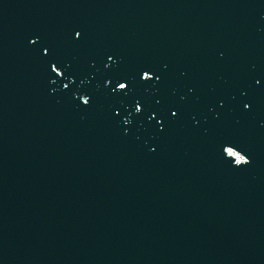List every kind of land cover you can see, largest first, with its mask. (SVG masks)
I'll return each instance as SVG.
<instances>
[{"label": "water", "instance_id": "95a60500", "mask_svg": "<svg viewBox=\"0 0 264 264\" xmlns=\"http://www.w3.org/2000/svg\"><path fill=\"white\" fill-rule=\"evenodd\" d=\"M0 264H264V0H0Z\"/></svg>", "mask_w": 264, "mask_h": 264}, {"label": "snow or ice", "instance_id": "6c2138e0", "mask_svg": "<svg viewBox=\"0 0 264 264\" xmlns=\"http://www.w3.org/2000/svg\"><path fill=\"white\" fill-rule=\"evenodd\" d=\"M75 35L77 37H79L80 36V33L79 32H76ZM108 60L111 61L112 60V57L109 56L108 57ZM53 71H57V69L54 67L53 68ZM57 74H59V72ZM151 77H152V72L150 70H142L141 71L140 78L142 80H147V79H150ZM107 82L108 81H105V83H107ZM116 88L121 89V90H125L127 88V82L125 80L121 79V81L116 84ZM80 99L82 101L87 102L89 100V97H87V96H81ZM244 107L247 108V107H249V105L248 104H245ZM142 109H143L142 103L141 102H136L135 103V110L137 112H140V111H142ZM173 115H175V113H173ZM241 159L247 161L248 158L246 156H244V157H241Z\"/></svg>", "mask_w": 264, "mask_h": 264}]
</instances>
